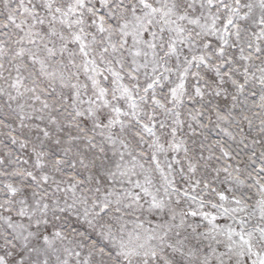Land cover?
I'll list each match as a JSON object with an SVG mask.
<instances>
[{
    "label": "snow or ice",
    "instance_id": "obj_1",
    "mask_svg": "<svg viewBox=\"0 0 264 264\" xmlns=\"http://www.w3.org/2000/svg\"><path fill=\"white\" fill-rule=\"evenodd\" d=\"M0 264H264V0H0Z\"/></svg>",
    "mask_w": 264,
    "mask_h": 264
}]
</instances>
